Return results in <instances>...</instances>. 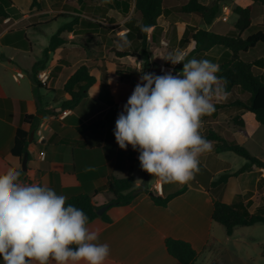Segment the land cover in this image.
<instances>
[{"label": "crops", "instance_id": "0c3cea01", "mask_svg": "<svg viewBox=\"0 0 264 264\" xmlns=\"http://www.w3.org/2000/svg\"><path fill=\"white\" fill-rule=\"evenodd\" d=\"M3 1L0 0V4ZM50 1L52 6L44 9L40 4L32 8V0H28L30 4L26 8L20 6L16 0H11L12 4L4 11L6 16L0 15V172L11 166L22 168V161L12 155V149L17 129L30 130L31 126L24 122L25 116L36 115L38 112L30 73L34 63L43 58V51L49 45L51 37L74 16L98 21L105 27L115 26L110 28V34L125 27L127 21V16L113 9L103 12L102 9L96 8L100 12L99 17H102L99 19L86 14L89 8L84 2L77 0L76 4L70 6L68 0H62L60 5L56 6L54 3L57 0ZM102 6L103 4L99 5L101 8ZM115 13L125 19H118ZM214 25L215 23L208 25L205 30L212 29ZM49 27H54L51 33L47 32ZM17 29H25L31 44L30 50L4 42V39L17 42L13 36H8V33ZM37 33L44 34L49 38V42H40L41 49L36 59H32V36ZM155 35L157 37L156 33ZM63 36L72 42L50 53L45 68L37 74L38 76L43 73L46 78L45 82H42L46 89L40 90L43 106L51 105L56 114L41 117L39 127L34 131L31 141L29 140L31 159L27 161V170L22 171L25 174L21 176V180L29 184H46L57 194L66 196L67 200L82 194L92 195V201L98 208L108 205L113 198V195L106 191L111 174L117 178L134 176L137 190L148 188L162 197L181 190L182 188L173 189L170 184H164L158 179H154L151 184L150 178L153 176L141 169L139 151L133 150L131 146L122 150L115 140L116 119L123 111L136 84L140 82L142 57L137 55L138 62L135 65L125 62L124 59L128 57L118 58L115 53L112 57H108L106 52H100L96 59L83 58L76 51L79 43L83 42L85 37L91 36H96L102 41L107 32L101 28L78 29ZM103 47L105 50L107 45L103 44ZM223 52L229 54L224 47ZM123 63L132 66L133 70H121L120 73L117 66ZM83 64L90 67V73L95 76L96 82L89 89L88 97L76 108L62 110L61 105L68 96H61L59 92ZM103 69H106L109 78L108 90L102 91ZM18 72L23 73L24 77L15 80L14 76ZM64 111H67L66 115L62 114ZM219 118L218 116V120L215 119L213 124L219 123ZM94 122L99 123L100 127L86 128ZM231 130L237 139L236 130ZM204 132L202 127L201 133ZM214 153L219 160L218 157H223L229 152L211 151L202 155L197 174L186 184L185 191L173 198L166 207L156 205L150 194L139 193L126 207L108 208L105 212L110 222L106 223L99 217L89 223L90 229L99 233L97 242L106 243L110 247L106 264H180L168 254L165 247L167 238L189 242L198 252L195 264H199L202 258L206 260L203 264H222L223 257H228L230 252L231 260L236 259L243 263L249 260L241 257L239 251L247 243L246 239L252 241L254 237L250 235L248 238H235L237 228L241 226L236 227L229 236L226 229H221L220 224L212 219L214 199L225 203L232 201L224 199V192L219 197H214L208 186L216 181V175L236 172H226L225 169L214 172L211 167ZM201 158H204V161ZM200 165L212 174L211 178ZM260 171H263L261 175L264 177V169H256L230 177L226 184L217 187L225 188L233 179L238 183L244 177L261 173ZM260 179L257 177L255 183L262 189L263 184L259 186ZM239 185L238 189L226 194L241 196L243 201L249 203V211L252 213L259 207H264L263 202L255 199L257 190L252 193L244 183ZM227 241L233 250L227 248ZM0 264H3L2 257Z\"/></svg>", "mask_w": 264, "mask_h": 264}, {"label": "clouds", "instance_id": "9594fccd", "mask_svg": "<svg viewBox=\"0 0 264 264\" xmlns=\"http://www.w3.org/2000/svg\"><path fill=\"white\" fill-rule=\"evenodd\" d=\"M130 46L125 34L118 50ZM166 61L180 73L140 71L138 82L115 123L122 150L139 151L143 171L164 184H186L199 171L200 157L213 149L201 134L203 117L226 99V79L207 59H188L173 51ZM22 168L0 172V257L3 264H106L110 247L98 243L85 212L67 203L46 184L25 183ZM151 183V182H150Z\"/></svg>", "mask_w": 264, "mask_h": 264}, {"label": "trees", "instance_id": "16d2710c", "mask_svg": "<svg viewBox=\"0 0 264 264\" xmlns=\"http://www.w3.org/2000/svg\"><path fill=\"white\" fill-rule=\"evenodd\" d=\"M85 0H78L82 3ZM170 0H102L103 12L110 9L116 10L121 14L128 16L129 19L125 23L127 32L125 35L130 41H135L139 46V55L143 59L142 69L144 73H151V48L157 40L155 29L158 26L159 18L163 15L165 7ZM253 2H261L263 0H252ZM12 4L11 0H4L0 4V15L5 17V8ZM39 5L38 0H32V8ZM133 11L131 12V10ZM180 13L194 14L203 19L205 24L212 25L219 13V5L217 3L212 6L202 4L199 0H186V3L179 7ZM238 16L236 23L224 34L214 32L212 30L191 28L192 35L190 40H185L187 45L192 44L190 52L185 55L191 59L199 54L208 53L214 47H224L229 52V57L220 62V72L218 75L227 81V95L234 96L230 102H216V110L210 116L203 117V128L205 132L201 133L209 141L212 142L213 152L223 153L232 152L237 156L245 159L246 163L236 172L224 173L220 178L208 186V190L226 184L230 177L239 176L242 173L250 172L256 169H264V161L254 157L242 144L238 142L231 129H245V121L243 116L246 113H252L256 121L264 126V59L260 58L254 62H247L243 55L251 50L256 49L259 45H264V24L254 26L253 21L257 17L256 8L253 4L235 9ZM256 31L246 35L251 28ZM101 28L108 30L98 21H91L81 16H74L73 19L62 25L58 31L51 37L49 45L43 51V58L34 63L30 73V80L33 85V93L36 99L38 112L36 115H26L24 122L29 124L30 130L18 128L15 136L12 155L23 161L26 158L31 159L28 147L32 132L36 131L41 122V117L55 115L56 111L51 105L43 106L41 89L46 86L38 79V72L44 69L50 53L56 49L72 42L65 36V33H73L78 29ZM262 28V29H261ZM13 36L15 41L4 39V42L13 43L15 46L31 49L30 41L27 38L25 29H17L8 33ZM10 38V37H8ZM118 58L132 56L130 51L114 50ZM183 69L182 64L175 66V71L180 72ZM257 69V70H256ZM260 69V70H258ZM102 91L108 90L109 74L103 69ZM261 71V72H260ZM122 71L120 70V73ZM96 78L90 73V67L87 64L81 65L74 74L64 84L63 89L59 92L61 96L67 95L68 99L61 105L62 110H72L79 103L88 97L89 89L95 84ZM223 111L234 112L232 126L220 132L213 124L215 119ZM100 127L97 122L89 124L87 129H96ZM236 127V128H234ZM201 168L209 173L202 165ZM25 174L22 172L21 176ZM197 174V173H196ZM210 174V178L212 174ZM195 180V178H194ZM259 180V186L262 184ZM106 191L113 195L109 202V209L112 207H126L131 204L139 193L150 194L154 203L158 206L166 207L168 203L175 197L185 191V187L166 197L158 195L156 191L148 188L136 189V179L134 176L127 178H117L110 175ZM68 204H72L82 209L89 217V223L97 218L103 219L106 223L110 222L107 213L101 216L97 214L96 207L92 201V195L82 194L74 196L67 200ZM212 219L226 229L229 236L233 234L236 227H249L255 224L264 225V207H259L256 212L249 211V203L243 201L241 196L232 203H225L220 200H213ZM165 247L168 254L176 259L180 264H195L198 260V252L189 242L179 239L167 238ZM264 250V244L262 245Z\"/></svg>", "mask_w": 264, "mask_h": 264}, {"label": "rangeland", "instance_id": "374dc122", "mask_svg": "<svg viewBox=\"0 0 264 264\" xmlns=\"http://www.w3.org/2000/svg\"><path fill=\"white\" fill-rule=\"evenodd\" d=\"M17 3L26 8L30 4L28 0H16ZM62 0H57L54 4L59 6ZM202 4L207 6H212L213 4L217 3L219 5V13L217 18L214 20L212 31L214 32H224L230 30V28L236 23L237 15L235 13V9L238 6H248L249 4H253L256 8L257 17L254 19L253 24L257 26L259 24H264V0L261 2H253L252 0H199ZM77 0H68L67 3L72 6V4H76ZM86 7L89 10H86V14L90 17H95L101 19L99 17V11L96 8H100L99 5H102V0H85L84 1ZM186 3V0H170L168 1V5L165 7L163 15L159 18L158 26L155 29V33L157 34V41L152 44L151 48V73L155 75H164L166 72L171 71L173 75H176L180 72L175 71V66L171 64V62L166 61L168 54L173 51H180L184 55H187L191 48L192 44L187 45L184 43L185 40H190L192 35V27L197 29H207L208 25L205 24L203 19L194 14H185L179 12V7ZM40 7L48 8L52 6V2L50 0H39ZM133 11V10H132ZM117 15L118 19H125L124 16ZM131 15V14H130ZM130 15L127 16V20L129 19ZM226 18V19H224ZM54 27L47 28V32L51 33L50 31ZM108 30L106 29L107 36L100 41L96 36L85 37L88 39H83V42L79 43V47L76 49L78 53L83 58L89 59H96L100 52H106L108 57H112L114 54V50H117L116 42L119 40L121 34H125L127 29L125 27L118 28L116 31L112 32L111 34L108 33L110 28H115V26H107ZM262 29V28H261ZM256 31L255 28L251 27L246 35L252 34ZM222 33V34H224ZM32 40L34 42V52L32 53V59H36V55L39 53L41 46L40 42L48 43L49 38L46 37L44 34H35L32 36ZM94 43H93V42ZM131 45L126 47L124 50L121 51H130L132 53L131 57L128 59H124L125 62L129 64L135 65L137 63V57L139 56V46L135 41L130 40ZM103 44L107 45L106 49L104 50ZM138 55V56H137ZM229 57V54L223 52V47H215L212 51L208 54H199L195 56L196 59H207L212 61L213 63L219 64L220 62L226 60ZM243 58L247 62H254L260 58L264 59V45H259L256 49L251 50L247 54L243 55ZM143 61L141 63L140 70H142ZM117 70H133L132 66L127 65L126 63L118 64ZM257 70V69H256ZM260 70V69H258ZM261 72V71H260ZM118 74H120L118 72ZM234 99V96L227 95L226 99H222V102H230ZM236 115L234 112L223 111L219 114V123H215L214 126L220 131L223 132L228 127L232 126L231 123L233 117ZM244 119V116H243ZM218 120V119H217ZM245 129H235L237 133V140L240 144H242L254 157L264 161V126L260 125L254 115L252 113H246L245 115ZM236 128V127H234ZM205 129V128H203ZM213 164L212 170L214 172L218 171L219 169H225L227 171H237L239 170L245 163V159L237 156L236 154L229 152L223 157H218L219 160L216 159L217 155L213 154ZM204 161V158H201ZM223 165V166H222ZM261 173H255V175H248L244 177L241 182L236 180H232V182L227 187H212L210 189L211 194L214 197H219L221 193L224 192V199L226 201L236 202L238 200V195L229 196L226 194L227 192L235 191L238 189L239 183H244L246 187L253 193V191L257 190L256 200L261 201L264 203V177ZM261 178L263 181V188L257 187L256 179ZM220 178L219 175H216V180ZM151 184L154 183V177L150 178ZM187 184V183H186ZM186 184H177V183H170V186L173 189H181L186 187ZM240 186V185H239ZM221 226V225H220ZM221 229L223 226L220 227ZM252 235L254 240L250 241L246 239V244L242 249L239 251V255L241 257H245L249 259L247 262H238L235 260L230 259V253L228 257H223L222 264H264V250L262 249L261 244L264 243V225L257 224L250 227H238L235 238H248ZM232 242V241H231ZM229 246L228 249H232L230 247V242H226ZM243 246V243L240 244ZM233 250V249H232ZM206 260L204 258L201 259L199 264H203Z\"/></svg>", "mask_w": 264, "mask_h": 264}, {"label": "water", "instance_id": "95a60500", "mask_svg": "<svg viewBox=\"0 0 264 264\" xmlns=\"http://www.w3.org/2000/svg\"><path fill=\"white\" fill-rule=\"evenodd\" d=\"M33 135H34V132H32V134H31V137L33 138ZM31 138V139H32ZM31 139H30V141H31ZM27 159L26 158H24L23 159V161H22V170L23 171H26L27 170ZM109 208V205H105V206H103V207H101V208H99L98 210H97V214L99 215V216H101L107 209Z\"/></svg>", "mask_w": 264, "mask_h": 264}, {"label": "built area", "instance_id": "2783aa9c", "mask_svg": "<svg viewBox=\"0 0 264 264\" xmlns=\"http://www.w3.org/2000/svg\"><path fill=\"white\" fill-rule=\"evenodd\" d=\"M224 19H226V18H224ZM23 77H24L23 73L18 72V73L14 76V79H15V80H18V79L23 78ZM38 79H39L41 82H45V80H46L45 75H44L43 73H41V74L38 75ZM62 114H63V115H66V114H67V111L62 112ZM155 188L158 189L156 186H155Z\"/></svg>", "mask_w": 264, "mask_h": 264}]
</instances>
